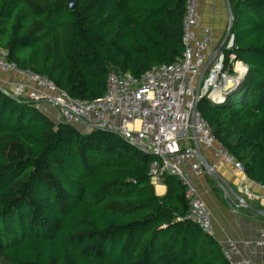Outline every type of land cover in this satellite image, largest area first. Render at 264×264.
Wrapping results in <instances>:
<instances>
[{"label": "trees", "instance_id": "1", "mask_svg": "<svg viewBox=\"0 0 264 264\" xmlns=\"http://www.w3.org/2000/svg\"><path fill=\"white\" fill-rule=\"evenodd\" d=\"M0 0V50L69 97H102L110 72L138 78L181 57L186 0ZM231 60L243 87L196 111L217 142L264 185V0H228ZM152 158L103 130L55 122L0 92V264H228L189 221L184 190Z\"/></svg>", "mask_w": 264, "mask_h": 264}, {"label": "built area", "instance_id": "2", "mask_svg": "<svg viewBox=\"0 0 264 264\" xmlns=\"http://www.w3.org/2000/svg\"><path fill=\"white\" fill-rule=\"evenodd\" d=\"M199 0H186L182 18L181 57L173 64L148 70L138 78L129 74L110 72L102 97L95 100H79L69 97L51 81L30 71L20 69L6 58L0 50V73L20 78L0 92L34 106H50L61 122L74 127L80 126L84 133L93 130L111 132L127 145L150 156L149 178L153 187L163 184L166 176L175 178L184 190L187 213L180 220L195 224L203 234L215 239L211 213L201 199L193 178L202 173L198 150H202L236 173H244L238 163L216 141L208 124L193 110L195 102L207 99L212 103L225 81L231 76L222 72L221 53L210 68L208 75L203 71L212 43L210 31L200 26ZM232 46L229 39L225 49ZM231 67L235 66L231 60ZM246 72V70H245ZM228 73V75L226 74ZM193 90L197 92L196 97ZM213 170V168H211ZM252 186L264 192V185L250 181ZM244 198L237 202L239 208L246 207L245 199L262 200L247 186L242 187ZM229 244L230 241H227ZM257 250L256 257L235 256L231 247L222 248V257L228 264H264V232L251 242Z\"/></svg>", "mask_w": 264, "mask_h": 264}, {"label": "crops", "instance_id": "3", "mask_svg": "<svg viewBox=\"0 0 264 264\" xmlns=\"http://www.w3.org/2000/svg\"><path fill=\"white\" fill-rule=\"evenodd\" d=\"M225 9H227L225 0H199L200 26L211 30L210 49H213L219 42V38L224 35L227 20ZM205 73L206 66L203 76ZM20 81V78L16 76L0 73L1 89H8L11 84ZM36 108L48 114L45 112L47 106L41 105ZM197 153L203 173L193 178V184L211 213L215 229L214 240L221 249L231 247L237 258L256 257L257 250L253 249L250 244L260 232H264V217L248 207L264 211V192L253 187L250 182L252 180L245 173L233 172L230 166L215 161L207 152L198 150ZM203 164L207 169L203 167ZM243 186H247L252 193L261 196L262 200L246 198V207L238 209L237 202L240 198H244ZM154 193L158 197H163L166 187L163 184L158 185L154 188Z\"/></svg>", "mask_w": 264, "mask_h": 264}, {"label": "water", "instance_id": "4", "mask_svg": "<svg viewBox=\"0 0 264 264\" xmlns=\"http://www.w3.org/2000/svg\"><path fill=\"white\" fill-rule=\"evenodd\" d=\"M225 2L227 5L228 26H227L226 33L224 35L223 40L221 41V43L219 44V46L217 47V49L215 51V54L212 58V61H213V59H215L220 54V52L222 51V49L226 43L228 36H229V28H230L231 21H232V14H231V11H230V8L228 5V1L225 0ZM73 3H74V0H69V2L67 3V6L70 10H72L74 8ZM244 76H245L244 74L241 77H240V75H234V76L228 78L225 81L223 88L214 95L215 100L219 101V100L225 99V98H222L223 94H221V92H223L226 95L227 93L231 94L232 92L239 91L243 87ZM196 103L197 102H195V104H194L193 110L195 109ZM203 167L207 169V167L204 164H203ZM248 208L250 210H252L253 212L259 213L261 216L264 217V211H261V210L255 209V208H251V207H248Z\"/></svg>", "mask_w": 264, "mask_h": 264}, {"label": "rangeland", "instance_id": "5", "mask_svg": "<svg viewBox=\"0 0 264 264\" xmlns=\"http://www.w3.org/2000/svg\"><path fill=\"white\" fill-rule=\"evenodd\" d=\"M226 8V7H225ZM225 11H227V9H225ZM226 26H225V29H224V35H225V33H226V29H227V26H228V16L226 15ZM208 30H209V28H208ZM210 32H211V30H209ZM224 35H222L220 38H219V42L216 44V46L213 48V49H210V47H211V45H210V47H209V57H208V61H207V64H206V73H205V75L203 76V77H206L207 75H208V72H209V70H210V68H212V65H213V63L215 62V60L216 59H213V61L211 60L212 59V57L214 56V54H215V51H216V49H217V47L219 46V44L221 43V41L223 40V38H224ZM228 39H229V37H228ZM227 39V41H226V43L229 41ZM239 64V65H238ZM222 65H223V63H222ZM238 65V66H237ZM235 66H237V71H235V72H240V66H242V67H244L245 68V70H247V67H245L244 66V64H242V63H236L235 64ZM233 67L232 66V68H231V71H232V74H231V76L234 74V69L236 70V67ZM223 67V66H222ZM237 73L236 75H240V73ZM227 75H228V73H226ZM230 74V73H229ZM243 74H245V71H244V73ZM234 92H232L231 94H229V93H227L226 95L223 93V92H221V94H223V96H222V98H225V99H227V98H229L232 94H233ZM220 94V95H221ZM193 95H194V97H196V95H197V92L196 91H194L193 90ZM224 99V100H225ZM224 100H223V103H224ZM45 106H47V105H45ZM45 112H47L48 114H46L50 119H52V120H54L55 122H57L58 120H57V117H56V115H55V113H54V110L50 107V106H47V109L45 110ZM80 127V126H79ZM78 126H76L75 128L78 130V131H82L83 132V128L81 127V128H79ZM238 209H240V208H238Z\"/></svg>", "mask_w": 264, "mask_h": 264}, {"label": "bare ground", "instance_id": "6", "mask_svg": "<svg viewBox=\"0 0 264 264\" xmlns=\"http://www.w3.org/2000/svg\"><path fill=\"white\" fill-rule=\"evenodd\" d=\"M238 65H239V64H238ZM238 65H237V66H238ZM237 66H235V67H236V71H237ZM244 71H245V68L242 67V66H240V72L238 71V72L240 73V77L243 75Z\"/></svg>", "mask_w": 264, "mask_h": 264}, {"label": "clouds", "instance_id": "7", "mask_svg": "<svg viewBox=\"0 0 264 264\" xmlns=\"http://www.w3.org/2000/svg\"><path fill=\"white\" fill-rule=\"evenodd\" d=\"M228 37H229V36H228ZM227 39H228V38H227ZM229 39H231V40H232V38H231V37H229ZM229 39H228V40H229ZM226 41H227V40H226ZM226 44H227V43H225L224 47L226 46ZM221 53H222V51L220 52V54H221ZM220 54H219V55H220ZM219 55H218V56H219ZM218 56H217V57H218ZM217 57H216V59H217ZM240 63H241V62H240ZM244 66H245V65H244ZM245 67H246V66H245ZM246 72H247V70H246ZM246 72H245V74H246ZM245 74H244V75H245Z\"/></svg>", "mask_w": 264, "mask_h": 264}]
</instances>
